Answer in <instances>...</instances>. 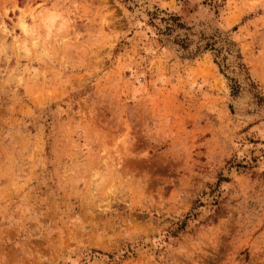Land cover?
<instances>
[{
    "label": "rangeland",
    "instance_id": "rangeland-1",
    "mask_svg": "<svg viewBox=\"0 0 264 264\" xmlns=\"http://www.w3.org/2000/svg\"><path fill=\"white\" fill-rule=\"evenodd\" d=\"M0 264H264V0H0Z\"/></svg>",
    "mask_w": 264,
    "mask_h": 264
},
{
    "label": "trees",
    "instance_id": "trees-1",
    "mask_svg": "<svg viewBox=\"0 0 264 264\" xmlns=\"http://www.w3.org/2000/svg\"><path fill=\"white\" fill-rule=\"evenodd\" d=\"M161 20L166 21L167 25L165 26V31H168V33L174 31L175 28H186L180 21V17L173 13L168 14L167 18H161ZM207 39L208 42L205 45V49L213 51L215 62L218 64L221 72L225 74V70L229 68L228 55L232 54L237 58V66L240 70L247 72L246 66L242 62V56L238 50H235L234 46L236 44L231 38L223 37L222 35H219L218 32ZM239 88L240 85L235 81V85L233 86L234 95H237L240 92Z\"/></svg>",
    "mask_w": 264,
    "mask_h": 264
}]
</instances>
